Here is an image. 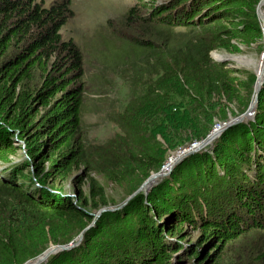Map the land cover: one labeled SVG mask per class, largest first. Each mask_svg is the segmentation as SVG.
<instances>
[{"label": "trees", "instance_id": "trees-1", "mask_svg": "<svg viewBox=\"0 0 264 264\" xmlns=\"http://www.w3.org/2000/svg\"><path fill=\"white\" fill-rule=\"evenodd\" d=\"M144 1L145 13L133 8L125 19L134 32L123 39L133 53L124 59L135 88L132 111L124 114L132 123L124 130L128 140L113 152H94L98 163L79 134L81 86L71 85L82 57L60 34L72 14L70 0L49 7L40 0H0V162L10 164L0 174V222L5 208L15 215L13 232L0 227V264H23L49 243L72 241L75 233L62 235L71 225L77 234L83 231L82 246L50 256L46 264H217L227 243L252 235L246 264H264V75L252 120L226 128L210 151L183 159L169 178L155 180L151 190L136 193L84 231L91 208L107 206L103 187L89 172H102L108 180L133 175L128 192L136 190L163 161L160 142L149 146L152 138L159 135L172 149L202 139L214 110L242 88L235 67L209 53H236L239 45L263 38L259 0ZM14 137L26 153L19 164L9 159ZM81 165L87 198L81 190L74 199L58 186L45 188L46 182L70 179ZM34 181L40 186L32 188ZM183 223L201 231L193 260L186 257L193 244L179 238ZM29 233H39L42 244L33 248Z\"/></svg>", "mask_w": 264, "mask_h": 264}, {"label": "rangeland", "instance_id": "rangeland-1", "mask_svg": "<svg viewBox=\"0 0 264 264\" xmlns=\"http://www.w3.org/2000/svg\"><path fill=\"white\" fill-rule=\"evenodd\" d=\"M40 1L44 7H49L55 0ZM143 2L145 1L70 0L69 8L72 14L60 30L62 39L64 41H70L79 50L82 57L80 75L73 80L71 85L74 87L81 86L80 95L82 104L80 110L81 127L79 134L85 148L88 149L89 154L92 155L91 159L98 163H100V159L94 152L102 148L108 149V152H113L114 146L118 147L119 144L122 146L124 141L127 142L128 140L125 136L124 130L128 129L132 123L124 114L132 111L129 109V104L131 99L134 97L135 88L130 86L129 81V76L132 74L129 69L130 61L124 59L125 56L133 53L130 52L131 50L126 48V44L123 42V39L132 36L134 32L132 29L125 27L130 26L128 24L126 25L125 19L128 11L133 8L138 9L139 14L145 13L146 9L141 7ZM260 11L264 16V3L261 5ZM257 18L259 19L258 15ZM176 31L182 33L184 30L179 28L176 29ZM239 49V52L234 53L222 48H216L209 53L211 59L214 61H216V54L229 55L237 58L236 60H228L227 66L229 68L231 66L235 67L236 71L234 72V75L237 77L239 82L243 83V85L241 89L237 90L236 98H234L231 103L228 101H225L224 103L225 99L221 98V102L224 104L214 110L213 114L215 115L212 117L211 128L208 134L213 129L215 132L219 131L223 127V123L240 116L246 111L252 102L255 92V82L259 72V65L264 55V37L261 42L256 44H250L248 46L239 45ZM70 74H73V71H71ZM71 85L69 86L70 88ZM261 86L262 83L259 91ZM244 103L248 106L242 112ZM222 107L224 108V112L220 111ZM123 115L124 118L121 119ZM253 115L254 109L250 115L251 118L247 117L235 124L241 122L246 123L249 120H252ZM132 119L137 121L136 116H133ZM11 132H13V130H11ZM221 133H219L217 137L213 138L208 146L203 148H199L200 142L203 141L208 134L202 137V139L182 143V145L173 149L168 148L159 135L154 139L152 138L149 141V146L155 148V144H157L156 141L160 142V145L158 146L161 147L163 161L160 167L155 171H151L150 174L159 172L163 165L162 171L164 172H167L169 167L172 168L164 174L160 180L162 178H169L172 169L183 159L192 154H196L197 152L202 153L210 151L209 149L212 148L211 144L216 142V138H218ZM13 140L15 144V151L12 155H9V159H11L10 163L19 164L21 163L20 161L26 157L25 150L23 149L24 143L23 141L16 139V137H14ZM18 146H20V149ZM188 152L190 153L187 154ZM112 157L113 156L109 155L108 160ZM174 157H180V159L172 166L171 164L173 163ZM5 163L8 162H0V174L2 175L7 173L3 172V169L10 166V164ZM109 172L110 170H108V173ZM102 174V172H98L97 170L89 172V175L95 178L103 187L106 195L107 206L98 207L97 209L91 208L92 219L90 224L87 225L86 230L97 227L96 224L99 223V219H105L104 216L102 217L103 214L121 210L127 203L122 206L120 205L146 180L145 179L140 185H138L136 190L129 194L128 190L130 182L135 180V176L126 174V176L108 180V178H105ZM85 175V167L84 165H81L72 172L70 179L61 183L49 181L50 183L46 182V185L44 186L45 188L48 186L52 187L53 185L58 186L60 189L65 190V195H69L74 199L78 197L79 190H81L83 195L87 198V180ZM77 176H80V178L76 181L75 177ZM137 176L138 179L136 180H139V173ZM39 186L40 184L34 181L32 188ZM149 186L141 189L139 192L145 193L154 187L153 184H151L150 187ZM102 209L105 210L101 211ZM3 210L4 214L1 216L0 227L4 231L8 230L9 232H13L12 227H15V215H8L9 208H5ZM8 223H11V225L8 226ZM27 225L29 224L23 225L19 229V233H25L24 230ZM103 232H106L105 229H103ZM76 234V227L72 225L67 227L62 235L65 237L69 235L74 236L72 241L64 244L69 245L68 249L58 250L50 254L44 261L38 264H46L50 256L58 254L61 251H69L73 248L79 247L82 244L84 233L81 231L77 235ZM164 234L166 233L164 232ZM179 234V238L182 241L187 242V245L193 244L192 248L188 250L186 255V257H190V260H193L192 251L193 248H196L193 246L201 236V231L193 228L191 224L183 223L182 230ZM28 237L31 239L33 248L42 244L39 242V233H36L33 236L29 233ZM168 239L170 240L172 238L169 237ZM173 240L175 239L173 238ZM252 245L253 235L240 237L236 240L230 241L222 250L220 249V252L218 251L219 253L217 252V264H246V260L249 257L247 250ZM50 246H62V244L49 243L48 247ZM202 246L203 245L199 247L202 248ZM251 259H253V254H251Z\"/></svg>", "mask_w": 264, "mask_h": 264}, {"label": "water", "instance_id": "water-1", "mask_svg": "<svg viewBox=\"0 0 264 264\" xmlns=\"http://www.w3.org/2000/svg\"><path fill=\"white\" fill-rule=\"evenodd\" d=\"M264 3V0H260L258 2V5L256 7V13L259 17V20L261 22V25H262V32H263V37H264V16L262 15L261 11H260V7L261 5ZM216 61H220V62H224V61H228L229 58H220V59H216ZM263 75H264V55H263V59H262V66H261V72L260 74L257 76V79H256V82H255V92H254V95H253V99H252V102L251 104L249 105V107L246 109V111L244 113H242L240 116L236 117V118H232L230 119L228 122L226 123H223V127L216 133L215 131H211L208 136L200 142V146L199 148H203L205 146H207L208 144H210V142L212 141L213 138L217 137V135L219 133H221L222 131H224L226 128H228L229 126L235 124L236 122H239V121H242L244 119H246L247 117L251 118V113H252V110L255 106V103H256V98H257V94H258V91H259V88H260V85L262 83V79H263ZM191 152V151H190ZM190 152H188L187 154H189ZM186 154V155H187ZM174 156V155H173ZM172 156V157H173ZM175 159V160H174ZM173 159V163L171 164L172 166L175 165L178 160L180 159L179 158H175L174 157ZM162 168H163V165L160 169L159 172L157 173H153V174H150V176H148L146 178V180L140 185V187L134 191L132 194H130L126 200L120 205H124L128 202V200H130L136 193H138L141 189L143 188H147L149 185L151 186V184L157 180V179H160L164 174H166L171 168L169 167L168 168V171L167 172H162ZM105 209H102L101 211H104ZM87 227L84 229L86 230ZM79 239V238H78ZM69 245H62V246H50L48 247L45 251H43L41 254H39L37 257L31 259V260H28L26 261L25 263L23 264H38L42 261H44L46 259V257H48L50 254L58 251V250H65V249H68Z\"/></svg>", "mask_w": 264, "mask_h": 264}, {"label": "bare ground", "instance_id": "bare-ground-1", "mask_svg": "<svg viewBox=\"0 0 264 264\" xmlns=\"http://www.w3.org/2000/svg\"><path fill=\"white\" fill-rule=\"evenodd\" d=\"M215 57L220 59V58H221V55L216 54ZM222 58H229V60H230V59H231V60H232V59H233V60H236V59H237V58H235V57H231V56H229V55H227V57H222ZM243 59H244V58H243ZM261 66H262V61L260 62V65H259V72H258V75H259L260 72H261ZM217 132H218V131H217ZM217 132H216V133H217ZM176 156H177V155H176ZM166 168H167V167H166ZM162 172H164V171H162ZM164 173H165V172H164ZM153 183H154V182H153ZM153 183H152V184H153ZM149 187H150V186H149Z\"/></svg>", "mask_w": 264, "mask_h": 264}]
</instances>
